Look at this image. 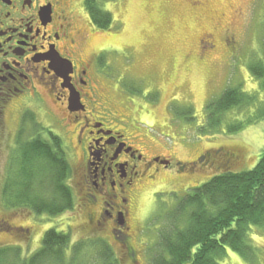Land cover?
<instances>
[{
	"label": "rangeland",
	"instance_id": "1",
	"mask_svg": "<svg viewBox=\"0 0 264 264\" xmlns=\"http://www.w3.org/2000/svg\"><path fill=\"white\" fill-rule=\"evenodd\" d=\"M99 1L112 15L113 23L110 29L99 31L85 50V57L89 58L95 50L103 49L102 78L96 82L100 93L95 101L96 115L106 111L115 115L137 137V146L145 156H163L174 167L161 169L154 180L146 178L134 199L131 196L128 229L116 234L124 240H118V244L108 225L94 231L89 224L86 210L92 205L85 197L87 188L77 185L81 148L73 149L74 138L69 141L62 122L51 111L31 102L41 126L64 141L73 171L68 184L73 189L74 208L50 217L27 210H6L0 204V222L7 220L16 228L9 233L0 231V245L19 246L24 255L30 256L42 245L45 231L52 228L70 236L69 255L79 242L99 241L101 247L97 245L96 250L102 252L100 249L108 245L119 264H151L158 255L159 234L165 226L158 219L161 214L156 215L175 205L177 199L172 193L182 197L226 169L234 173L249 171L264 152V120L246 124L236 133L229 131L236 122L223 126L216 134L203 127L208 102L219 98L226 89L240 87L249 93L257 89L259 82L249 65L263 56L264 0H201L204 4L200 0ZM83 7L89 16L85 1ZM206 36L212 38L211 47L205 44ZM261 91L258 98L263 102L264 90ZM49 106L55 107L51 102ZM189 109L192 113L185 117L182 113ZM251 116L247 109H234L224 122L246 121ZM15 123L16 116H8L2 134L0 187L14 156L6 153H11ZM34 128V124L25 125L24 130L30 132ZM32 134L24 135L36 136ZM42 135L48 138L47 132ZM223 150L234 152V161L225 159ZM212 151H218L219 157L207 156L201 161L203 155ZM179 164L186 165V169L181 170ZM221 165L224 166L217 168ZM126 233L135 250V261L125 258L124 248L120 250L128 241ZM249 239L254 257L247 259L227 250L221 264H264V227L251 228ZM93 248L89 245L87 251L92 252ZM96 258L98 262L103 259L100 255Z\"/></svg>",
	"mask_w": 264,
	"mask_h": 264
},
{
	"label": "trees",
	"instance_id": "2",
	"mask_svg": "<svg viewBox=\"0 0 264 264\" xmlns=\"http://www.w3.org/2000/svg\"><path fill=\"white\" fill-rule=\"evenodd\" d=\"M85 5L95 27L101 30L111 28L112 15L103 9L101 1L85 0ZM206 39V46L211 47L212 38L206 36ZM262 53V59L255 58L249 65L252 76L259 82L257 89H254L255 93L242 91L240 87L228 88L219 98L209 101L203 125L205 131L216 134L223 126L228 127L236 122L234 127H229V131L236 133L246 124L264 120V101L258 98L261 89L264 90V47ZM243 108L253 116L246 121L235 119L228 124L224 122L230 111ZM186 111L182 113L185 117L192 113L191 109L188 113ZM31 124L35 125L32 131L38 135L19 136V146L11 160L13 165L9 169L7 167L5 183L0 187V204L6 210H27L37 215L56 217L74 208V193L68 184L73 173L72 166L63 139L42 127L33 114L25 115L22 133L26 131L25 125ZM43 131L48 133L47 139L43 137ZM217 152L203 155L201 161L207 156L219 157ZM222 153L227 155L225 159L231 161L232 156L229 157V154L232 151L223 150ZM215 160L219 161L218 158ZM179 167L181 170L186 169L184 164H179ZM173 195L177 199L175 205L156 215L161 214L158 219H162L165 226L160 227L161 231L158 230V255L152 259L151 264H221L222 258L227 256V250L247 259L254 257L255 250L250 244L249 233L253 227H264V152L257 165L249 171L234 173L226 169L202 186L189 189L182 197L175 193ZM15 229L7 220L0 222L2 232L9 233ZM122 239L120 241H124ZM70 242L66 232L51 228L45 231L40 248L30 256L24 255L19 246L0 245V264L120 262L108 245L104 244L105 248L100 249L102 252L96 250L99 241L79 242L69 255ZM89 245L94 247L92 252L87 251ZM99 255L103 259L98 262L96 257ZM130 258L135 260L133 256Z\"/></svg>",
	"mask_w": 264,
	"mask_h": 264
},
{
	"label": "flooded vegetation",
	"instance_id": "3",
	"mask_svg": "<svg viewBox=\"0 0 264 264\" xmlns=\"http://www.w3.org/2000/svg\"><path fill=\"white\" fill-rule=\"evenodd\" d=\"M83 3L0 0V147L8 116H16L11 153H6L13 156L19 136L31 133H22L21 128L24 114L35 113L32 103L51 111L62 122L69 141L74 138L73 149L79 147L83 152L77 185L87 188L85 197L92 205L86 210L90 226L100 229L108 225L119 244L116 234L128 229L131 196L134 199L146 178L154 180L161 169L173 164L163 156H145L137 137L115 115L108 111L96 115L103 49L85 57L87 45L99 31L84 13ZM71 90L78 93L81 103L71 105ZM230 156L236 158L234 152ZM12 159L9 165H13ZM127 237L120 250L124 248L125 257L136 260Z\"/></svg>",
	"mask_w": 264,
	"mask_h": 264
},
{
	"label": "water",
	"instance_id": "4",
	"mask_svg": "<svg viewBox=\"0 0 264 264\" xmlns=\"http://www.w3.org/2000/svg\"><path fill=\"white\" fill-rule=\"evenodd\" d=\"M71 102L72 104H77L78 102H80L79 95L74 93V91H72Z\"/></svg>",
	"mask_w": 264,
	"mask_h": 264
}]
</instances>
